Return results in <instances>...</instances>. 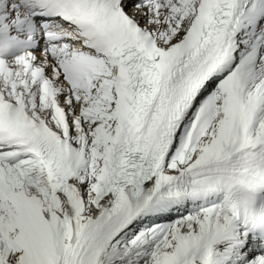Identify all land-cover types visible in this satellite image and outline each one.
<instances>
[{
	"label": "snow or ice",
	"instance_id": "obj_1",
	"mask_svg": "<svg viewBox=\"0 0 264 264\" xmlns=\"http://www.w3.org/2000/svg\"><path fill=\"white\" fill-rule=\"evenodd\" d=\"M0 264H264V0H0Z\"/></svg>",
	"mask_w": 264,
	"mask_h": 264
}]
</instances>
